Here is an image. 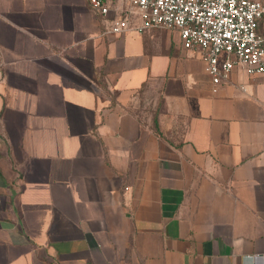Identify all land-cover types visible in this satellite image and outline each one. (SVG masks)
Instances as JSON below:
<instances>
[{"label": "crops", "instance_id": "1", "mask_svg": "<svg viewBox=\"0 0 264 264\" xmlns=\"http://www.w3.org/2000/svg\"><path fill=\"white\" fill-rule=\"evenodd\" d=\"M214 89L179 32L0 0V264H264V75Z\"/></svg>", "mask_w": 264, "mask_h": 264}, {"label": "built area", "instance_id": "2", "mask_svg": "<svg viewBox=\"0 0 264 264\" xmlns=\"http://www.w3.org/2000/svg\"><path fill=\"white\" fill-rule=\"evenodd\" d=\"M104 34L148 29L179 32L187 49L201 51L217 87L238 66L264 75V2L258 0H86ZM113 14L109 18V15Z\"/></svg>", "mask_w": 264, "mask_h": 264}]
</instances>
